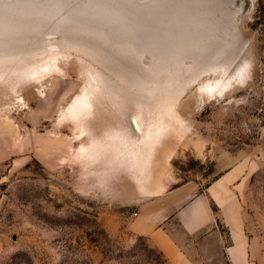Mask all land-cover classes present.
<instances>
[{
    "label": "rangeland",
    "instance_id": "rangeland-1",
    "mask_svg": "<svg viewBox=\"0 0 264 264\" xmlns=\"http://www.w3.org/2000/svg\"><path fill=\"white\" fill-rule=\"evenodd\" d=\"M148 1L108 5L133 11L135 23L156 24L174 48L183 44L186 54L166 66L123 40L83 42L71 31L0 26V264H164L129 229L143 190L163 180L170 189L189 181L205 189L232 167L242 174L234 198L249 259L264 264V0L227 4L234 26L216 0ZM46 2L61 10L59 0ZM166 23L185 29L165 30ZM207 24L230 31H206ZM29 65L41 71L38 80L28 75L36 70L22 72ZM216 80L224 92L208 93ZM84 89L91 108L77 129L70 107ZM137 114L141 140L129 123ZM124 147L142 163L122 164L115 153Z\"/></svg>",
    "mask_w": 264,
    "mask_h": 264
},
{
    "label": "crops",
    "instance_id": "crops-1",
    "mask_svg": "<svg viewBox=\"0 0 264 264\" xmlns=\"http://www.w3.org/2000/svg\"><path fill=\"white\" fill-rule=\"evenodd\" d=\"M241 175L239 168L232 167L205 189L195 181L174 189L166 180L150 183L130 221L131 233L146 238L167 264H255L249 259L234 198ZM174 222L186 242L178 239Z\"/></svg>",
    "mask_w": 264,
    "mask_h": 264
},
{
    "label": "water",
    "instance_id": "water-1",
    "mask_svg": "<svg viewBox=\"0 0 264 264\" xmlns=\"http://www.w3.org/2000/svg\"><path fill=\"white\" fill-rule=\"evenodd\" d=\"M139 5L143 4L142 0H135ZM250 4V0H246ZM60 11L51 10L53 4L46 2V0H31V4L28 0H0V26L9 27L7 32L17 33L18 27H29L35 28L36 30L45 32L49 35L60 31V34H65L67 26L74 27H84L87 29L86 33H92L93 29L103 30L108 35L117 39H122L125 42L133 44L136 48L147 52L149 49L150 55L153 56L155 64L160 61L162 64L164 61L168 60V64L173 61V59L182 53L185 49L181 42H179L174 48L173 44L169 41V38H165L163 34H159L158 26L156 24H139L135 23L130 16H134L133 11H125L117 8L109 7L108 3L112 0H59ZM80 2L82 7H88L90 10H79L73 7L74 4ZM150 3L161 4V0H150ZM33 3V4H32ZM234 0H216L217 12H225L227 14L226 23L230 25H235V15L236 12L227 10L229 5L233 4ZM107 4V6H105ZM163 15L170 14L166 12H159ZM208 12L206 11L205 14ZM101 15H110L108 19L100 17ZM173 14L168 17L172 21ZM155 22V20H153ZM133 24L135 28H125L123 25ZM11 27V28H10ZM145 27V28H143ZM206 31L216 30L223 28L229 30V28L224 24L205 25L202 27ZM90 29V30H89ZM165 30H181L185 29L182 24L175 25L166 23L164 26ZM64 31V32H63ZM68 31V30H67ZM29 32V31H28ZM164 32V31H163ZM80 35H85V33H79ZM161 39L162 42H159ZM164 45L167 47L166 54L162 59L156 56V49ZM162 66H166L163 64ZM130 123V122H129Z\"/></svg>",
    "mask_w": 264,
    "mask_h": 264
},
{
    "label": "bare ground",
    "instance_id": "bare-ground-1",
    "mask_svg": "<svg viewBox=\"0 0 264 264\" xmlns=\"http://www.w3.org/2000/svg\"><path fill=\"white\" fill-rule=\"evenodd\" d=\"M47 1V0H46ZM29 2H30V0H29ZM52 3V2H51ZM58 4V3H57ZM55 5V4H54ZM56 8V7H55ZM58 9V8H57ZM51 10H53V9H51ZM60 10V9H59ZM108 16V15H107ZM102 17V16H101ZM109 17V16H108ZM137 21V20H136ZM160 26V25H159ZM122 27H125V28H134L133 26H131V25H123ZM159 28V27H158ZM71 31L72 33H74V32H76L77 34H79V33H85L86 34V30L87 29H85L84 27H81V26H79V27H74L73 26V28L72 27H68L67 26V29L65 30V31ZM90 30V29H89ZM98 31L100 32V31H103V30H100V29H93L91 32L92 33H87V38L83 35V36H81L80 34H79V36H78V38H80V40L81 41H85V40H87V41H91V42H100L101 40H106L107 39V41H117V42H119L120 40H122L121 38L120 39H117V38H114V37H112V38H114V39H110L111 38V36H109L108 34V36L109 37H105L104 36V34L103 33H100L101 35H99L98 34ZM34 32V31H33ZM185 32H186V30H185ZM66 35V34H65ZM67 37V36H66ZM31 38V37H30ZM72 38H74V37H72ZM77 38V37H76ZM106 38V39H105ZM83 39V40H82ZM51 42V41H50ZM102 42V41H101ZM52 43V42H51ZM50 57V56H49ZM52 57V56H51ZM51 57H50V59H51ZM49 59V58H48ZM46 61V60H45ZM49 61V60H48ZM53 61V60H52ZM54 64L55 63H53V65L51 66V67H53L54 66ZM46 66L47 65H42V67L43 68H46ZM56 67V66H55ZM34 68V69H33ZM38 67L36 66V67H32L31 65H29V67L28 66H26V67H23L22 68V72L24 73V74H26V72H27V74L28 73H30V72H32V71H34V70H36L35 72H33V73H31V74H28L29 75V77H32V78H36L37 80L39 79V77H40V75H39V73L41 72H39V69H37ZM50 69V68H49ZM53 69V68H52ZM55 69V68H54ZM53 69V70H54ZM58 69V71H59V68H57ZM9 71H10V69H9ZM8 71V72H9ZM45 71V70H44ZM48 71V70H47ZM50 71V70H49ZM0 72H1V70H0ZM52 72V71H51ZM56 72H57V70H56ZM43 73V72H42ZM56 74V73H55ZM1 76V75H0ZM42 76V75H41ZM235 76V77H234ZM231 78L232 77H234V78H236V80L238 81L239 80V77L240 76H236V75H233V76H230ZM101 78V77H100ZM220 78V77H219ZM97 79V78H96ZM235 80V81H236ZM231 81V80H230ZM226 83V82H225ZM229 84V83H228ZM234 84V83H233ZM226 86V85H225ZM99 87H100V85H99ZM222 86H220V80H216L215 82H212V83H210L209 85H207V92L209 93V92H212V91H215L216 93H218V92H224V89L223 88H221ZM101 89V88H100ZM230 89V88H229ZM229 90H226L225 91V93L226 92H228ZM222 95V94H221ZM95 96V95H94ZM89 98H91L90 97V92H88L87 91V89H84L80 94H79V96H78V98H76L73 102H72V104H71V107H70V110H71V114H70V119H69V121L78 129V128H80L79 126L81 125V123H82V121H81V112H87V111H90V103H89ZM93 98H95V97H93ZM138 115H140V114H137V115H133V116H131L130 117V119H129V122H130V126H131V128H132V130H133V132H134V134L136 135V136H139V139L141 140V136H140V133H143L142 132V130H143V126H142V122L140 121V119H139V117H138ZM141 116V115H140ZM153 128V127H152ZM81 130V129H80ZM76 131V133H77V139H82L83 137H85L84 136V129L82 128V131ZM163 130H164V128L162 129V130H160V131H158L159 132V135L160 134H162V132H163ZM83 132V134H81ZM153 138V135L151 134V135H146L145 137H144V139H145V141H147V140H151ZM116 143L117 144H119V141H116ZM126 148V149H125ZM84 148L83 147H81L80 148V151H78V153L77 154H84ZM87 151V150H86ZM118 153L122 156V160L124 161V163H122V164H129V165H135V164H138L139 162L140 163H142L141 161H142V159L144 158L143 156H140L139 154L137 155L138 157H136L135 155V151H133V150H129V149H127V147H124V148H122L121 150L120 149H118V148H116V153L115 154H117L118 155ZM148 156V155H147ZM149 157V156H148ZM132 159H133V161H132ZM149 161H150V159H149ZM148 161V162H149ZM147 162V163H148Z\"/></svg>",
    "mask_w": 264,
    "mask_h": 264
},
{
    "label": "trees",
    "instance_id": "trees-1",
    "mask_svg": "<svg viewBox=\"0 0 264 264\" xmlns=\"http://www.w3.org/2000/svg\"><path fill=\"white\" fill-rule=\"evenodd\" d=\"M136 247V246H135ZM160 257H161V259H163V262H164V264H165V258H164V256L160 253Z\"/></svg>",
    "mask_w": 264,
    "mask_h": 264
}]
</instances>
